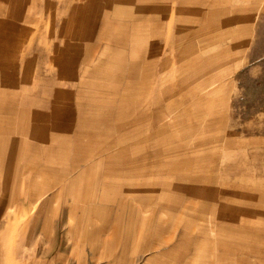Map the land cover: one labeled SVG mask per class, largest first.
<instances>
[{
  "label": "rangeland",
  "instance_id": "1",
  "mask_svg": "<svg viewBox=\"0 0 264 264\" xmlns=\"http://www.w3.org/2000/svg\"><path fill=\"white\" fill-rule=\"evenodd\" d=\"M140 2L0 0V240L83 192L118 264H264V0H183L170 59Z\"/></svg>",
  "mask_w": 264,
  "mask_h": 264
},
{
  "label": "crops",
  "instance_id": "2",
  "mask_svg": "<svg viewBox=\"0 0 264 264\" xmlns=\"http://www.w3.org/2000/svg\"><path fill=\"white\" fill-rule=\"evenodd\" d=\"M133 1L137 2V0ZM182 1L141 0L140 2L141 5L139 6L142 10H162V20L158 18V20H149V23L143 21V23L137 24L143 29L153 27L149 28L148 31L157 36V42L163 45L164 49L169 46V49H165L164 53L156 57H167V59L180 57L179 54L169 52L175 47L174 45L179 41V38L170 33L172 28L176 26L178 18L174 14L170 15L168 11L178 9ZM193 2L207 3L209 6H204V8L211 9L213 6L210 3H213L214 0H193ZM200 8L202 7L199 6L198 9ZM84 194L81 192L73 198L81 204L76 209L71 206L72 209L68 210V219L64 224L63 222L60 226L57 223L56 225L53 224L52 217V220L48 221L46 225L34 226L35 232H30L28 240L20 238L12 243L0 240V264H118V251L119 248H122V246H119L121 243L119 239L122 238L119 236L121 232L117 224V210L110 206L109 211H105L110 212L109 220L100 221V218L95 216V210H87L86 201L94 200H87ZM56 198H59V195L47 194L46 206ZM65 200L68 201L69 199L66 198ZM62 212H65V210ZM87 213H94V215H88L93 218L92 221L88 222L89 224L85 221ZM75 217L79 222L77 225H71L69 219ZM158 229L157 233L166 232L165 226ZM8 230L4 226L3 237L7 235ZM126 234H128L127 231ZM130 234H133V232ZM132 241L134 240L131 239L128 242L129 245L126 246L129 250L133 249ZM141 248H143V245ZM7 250L11 252L7 253Z\"/></svg>",
  "mask_w": 264,
  "mask_h": 264
}]
</instances>
